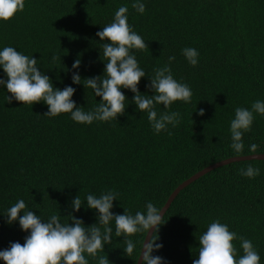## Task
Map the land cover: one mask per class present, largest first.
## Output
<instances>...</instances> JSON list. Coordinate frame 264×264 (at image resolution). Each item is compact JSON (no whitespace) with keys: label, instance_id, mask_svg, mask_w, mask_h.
<instances>
[{"label":"trees","instance_id":"obj_1","mask_svg":"<svg viewBox=\"0 0 264 264\" xmlns=\"http://www.w3.org/2000/svg\"><path fill=\"white\" fill-rule=\"evenodd\" d=\"M145 2L146 11L139 14L133 0H26L23 12L0 22V48L12 46L33 55L54 87H74L77 106L91 110L100 98L72 83V64L81 59L82 79L104 74V42L96 33L127 6L128 23L148 45L134 50L140 66L151 75L174 56V78L193 93L189 104L178 101L167 110L157 105L158 113L179 112L182 119L177 127L169 126L171 135H156L147 114L131 103L134 94L129 90L122 89L129 104L118 121L81 125L70 114L45 116L48 107L43 102L9 104L6 97L11 94L0 88V214L23 199L44 221L56 214L71 223V215L90 227L98 221L86 207L88 193L117 192L116 214L146 211L148 202L163 209L182 184L204 169L235 157L264 155L260 115L244 134V150L237 154L230 148L235 109L264 100V0ZM185 47L198 50V66L188 64L182 55ZM53 54L62 62L52 63ZM0 78L6 79L2 70ZM149 83L147 77L141 79L142 94L153 95ZM201 109L203 116L198 115ZM251 144L257 145L256 151L250 150ZM249 165L260 170L259 176L240 175ZM78 194L85 207L73 212L71 201ZM215 220L250 239L264 264V161L220 167L182 190L154 233L163 248L153 255L165 258L166 264H193L200 236ZM110 226L112 242L98 255H106L110 264H138L147 232L128 237L136 247L127 256L124 238L114 235V222ZM27 235L18 222L9 225L0 215V250L13 242L23 245ZM234 244L242 255L239 241Z\"/></svg>","mask_w":264,"mask_h":264},{"label":"clouds","instance_id":"obj_2","mask_svg":"<svg viewBox=\"0 0 264 264\" xmlns=\"http://www.w3.org/2000/svg\"><path fill=\"white\" fill-rule=\"evenodd\" d=\"M26 0H0V22L13 19L25 9ZM132 8L139 14L146 11L145 0H133ZM128 7L121 6L115 13L112 23L103 27L96 33L103 49L104 74L83 78L79 74L82 61L77 58L71 69L72 83L83 85L91 89L95 97H99V103L91 110L77 106L73 96L76 89L66 86L63 90L54 87L51 78L41 71L39 60L12 46L0 48V70L5 78H0V88L6 89L11 95H7V103L21 102L23 105H33L43 102L48 111L45 116L58 117L61 114H70V118L77 124L91 125L94 122L118 121V117L125 114L129 101L124 90L131 91L134 95L131 103L136 105L137 111L146 113L148 121L156 135L167 132L171 135V128L181 123V114L174 111L158 113L157 105H163L164 109H170L175 102L191 103L192 89L187 83L174 78L171 64L174 56L168 58V63L155 68L150 75L140 66L134 50L148 49V45L141 35L133 30L128 23ZM182 55L188 64L196 67L199 64V52L193 47L182 49ZM52 63L61 61V57L53 54ZM62 62V61H61ZM68 72L69 70L65 68ZM149 80V90L153 95L142 94L138 85L142 78ZM203 109L198 115L203 116ZM256 115L264 116V100H256L250 108L237 107L234 118L230 121L231 141L230 148L237 154L244 148V134L252 130ZM251 151H256L257 145L249 146ZM260 170L251 165L240 170V175L249 179L259 176ZM119 194L115 191L102 192L99 196L88 193L86 195V207L94 211L97 224L86 227L82 220L71 216L70 222H62L60 215L53 214L47 221L40 215L27 209L23 199L18 200L7 209L6 222L9 225L19 223L22 231L28 233L23 245L13 242L6 249L0 250V261L4 264H89L91 258L98 264H110L106 255H98L104 252L106 245L111 244L115 223L116 237H123L126 247L123 249L127 256L135 251V243L131 237L140 232L154 229L159 232L164 224L163 209L157 208L153 203L146 204V211H137L135 215L116 214L113 211L114 201H118ZM85 204L78 194L71 201L73 212H79ZM103 228V230H102ZM152 239L143 243L140 253L142 264H166L165 258L153 255L163 248L162 243ZM234 241H239L240 255ZM198 259L193 264H260V254L250 239L238 236L229 226L219 220L211 222L207 231L199 239Z\"/></svg>","mask_w":264,"mask_h":264},{"label":"water","instance_id":"obj_3","mask_svg":"<svg viewBox=\"0 0 264 264\" xmlns=\"http://www.w3.org/2000/svg\"><path fill=\"white\" fill-rule=\"evenodd\" d=\"M245 161H264V155L263 154H259V155H250V156H244V157H235L232 159H228L222 162H219L215 165H212L206 169H204L203 171H201L200 173L196 174L194 177H192L191 179H189L188 181H186L184 184H182L170 197V199L168 200L167 204L165 205V207L163 208V212L164 214L167 213V211L170 209L171 205L173 204V202L175 201V199L178 197V195L181 193L182 190H184L185 188H187L188 186H190L191 184H193L194 182H196L197 180H199L200 178H202L203 176L209 174L210 172L226 166V165H230L233 163H238V162H245ZM155 230H149V233L146 237L145 242H148L152 239V236L154 235ZM138 264H142L140 258L138 261Z\"/></svg>","mask_w":264,"mask_h":264}]
</instances>
